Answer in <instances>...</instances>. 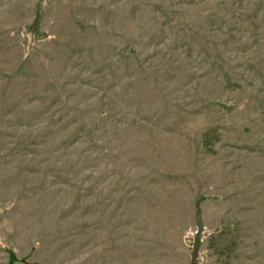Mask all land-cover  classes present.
Here are the masks:
<instances>
[{"label": "rangeland", "instance_id": "1", "mask_svg": "<svg viewBox=\"0 0 264 264\" xmlns=\"http://www.w3.org/2000/svg\"><path fill=\"white\" fill-rule=\"evenodd\" d=\"M0 264H264V0H0Z\"/></svg>", "mask_w": 264, "mask_h": 264}]
</instances>
